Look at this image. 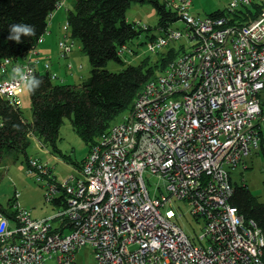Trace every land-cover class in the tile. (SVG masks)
Listing matches in <instances>:
<instances>
[{"label":"built area","instance_id":"obj_1","mask_svg":"<svg viewBox=\"0 0 264 264\" xmlns=\"http://www.w3.org/2000/svg\"><path fill=\"white\" fill-rule=\"evenodd\" d=\"M163 2L184 30L160 28L147 50L182 38L191 41L188 50L183 46L144 83L127 115L98 138L81 168L64 181H56L48 163L28 159V173L46 179L47 200L61 204L40 219L17 201L14 218L0 208V264H75L74 253L84 245L93 248L97 264H264V232L230 203V172L244 165L262 139L264 0H228L230 13L262 5L243 25L195 16L191 0ZM58 44L62 55L70 52L66 35ZM125 50L132 53L123 46L119 56ZM35 54L36 48L30 50L24 62L3 59L1 97L19 104L21 89L10 80L11 67L18 63L36 72ZM145 174L163 181L165 193L158 186L160 193L150 195ZM173 200L188 203L202 221L196 239L162 214L161 207Z\"/></svg>","mask_w":264,"mask_h":264},{"label":"trees","instance_id":"obj_2","mask_svg":"<svg viewBox=\"0 0 264 264\" xmlns=\"http://www.w3.org/2000/svg\"><path fill=\"white\" fill-rule=\"evenodd\" d=\"M61 1L0 0V63L5 58H23L36 48L38 40L47 30L48 18ZM132 1L149 2L155 6L159 16L158 29L178 20L176 13L160 0H74L72 8L67 10V35L80 41L81 51L89 59L90 76L79 84L71 85L54 83L48 71H36L43 82L34 93H28L31 121L24 119L17 101L0 96V163L10 152L20 153L26 158L31 136L43 145L49 144L52 153L59 152L55 141L64 117L70 118L73 130L89 143L90 152L98 138L114 124L115 117L122 111L131 110L134 98L144 83L156 76L152 63L148 57H143L138 64H127L117 72L105 69V64L109 60L123 63L118 50L123 46L127 48V42L142 31L125 18ZM261 6L256 2L251 6L243 5L233 13L225 8L209 16L225 17L229 25H243L257 16ZM13 23L34 25L36 35L22 36V43L19 44L8 40V26ZM148 28V25L145 28L141 26V29ZM153 37L155 35H150L149 39ZM182 50V45L179 51L170 47L161 56V71ZM83 161L75 168H81ZM233 187L230 203L244 218L254 220L264 232V202L259 201L247 185L235 184ZM51 202L56 206L61 204L56 199ZM11 206L3 208L0 205L9 219L14 218Z\"/></svg>","mask_w":264,"mask_h":264},{"label":"rangeland","instance_id":"obj_3","mask_svg":"<svg viewBox=\"0 0 264 264\" xmlns=\"http://www.w3.org/2000/svg\"><path fill=\"white\" fill-rule=\"evenodd\" d=\"M160 1L163 2V0ZM227 4L228 0H191L189 9L195 16L203 18L216 10L225 9ZM54 12H56L54 17L51 20L50 17L48 18V27L42 36L43 43L40 48L43 50L34 55L35 58L39 59V62L34 66L36 71L40 70L43 73L48 70L51 74L56 75L55 78H52L54 83L79 84L90 76L89 59L81 51L80 41L68 38V29H64V26L67 25V9L65 6L59 4ZM125 18L128 22H133L135 27L142 31L127 42L126 47L131 49L132 53L126 50L121 55L123 63L109 60L105 64V69L117 72L127 64H138L143 57H148L153 65V72L157 75L161 72V56L170 47H174L175 50L179 51V47L182 45L185 50H188L191 41L184 38L173 41L155 52L147 50L146 42L149 36L161 34V31L157 28L159 16L152 3L132 1L126 10ZM146 25L149 26L148 29H141V26ZM170 26L184 30V24L179 20L171 23ZM65 35H67V40L72 43V46L69 53L62 55L58 43L65 38ZM24 61L23 58L17 59V62ZM46 62L49 64L48 68L45 67ZM17 98L24 119L31 121L32 112L29 94L21 90ZM261 100L264 102V91L261 93ZM127 112V110L120 112L115 117L114 123L119 121L121 116L127 115ZM55 145L59 152L52 153V147L49 144L43 145L31 136L26 158L22 154L14 152H10L4 157L3 162L0 163V205L3 208H8L13 204V201H17L20 207L31 212L33 218L40 219L55 214L58 207L47 200L45 196L46 179L36 180L33 174L28 173L26 160L35 158L42 163H48L56 177V181L60 182L64 181L69 173L73 172L75 165L81 164L88 155L90 148L89 143L84 142L73 130L69 117H64ZM243 166L240 164L230 172L232 184L247 185L253 195L259 201L264 202V127L262 128V139L258 149L251 151L245 158ZM145 182L150 195L160 193L157 189L158 186L165 193L164 182L156 176L145 174ZM161 212L164 216L175 220L190 237L196 239L200 234L202 221L191 215L188 203L173 200L162 206ZM74 263L97 264L93 248L90 245L79 247L74 253ZM45 264H55V261L50 259Z\"/></svg>","mask_w":264,"mask_h":264},{"label":"clouds","instance_id":"obj_4","mask_svg":"<svg viewBox=\"0 0 264 264\" xmlns=\"http://www.w3.org/2000/svg\"><path fill=\"white\" fill-rule=\"evenodd\" d=\"M8 33L7 39L19 44L22 43V36L32 37L36 35V29L35 26L31 24L13 23L8 26ZM33 63H35V61H33ZM9 75L10 80L17 87L30 94L34 93L43 82L42 78L39 77L32 68L18 63L11 67Z\"/></svg>","mask_w":264,"mask_h":264},{"label":"crops","instance_id":"obj_5","mask_svg":"<svg viewBox=\"0 0 264 264\" xmlns=\"http://www.w3.org/2000/svg\"><path fill=\"white\" fill-rule=\"evenodd\" d=\"M73 2H74V0H62L59 4H62V6H65V8L68 10L69 8H71L72 6H73ZM58 4V5H59ZM68 6H71V7H68ZM59 8H60V6H59ZM58 8V9H59ZM59 11V10H58ZM57 11V12H58ZM55 13L56 12H52V14L50 15V20L54 17V15H55ZM48 27V26H47ZM43 43V38H42V40H41V42H39L38 44H37V46H36V50H37V53L39 54L40 53V51H42L43 49H41L40 48V45ZM44 50H45V48H44ZM37 58V57H36ZM38 60V62H39V59H37ZM37 72H41L40 70H37ZM42 73V72H41ZM56 178V177H55Z\"/></svg>","mask_w":264,"mask_h":264}]
</instances>
